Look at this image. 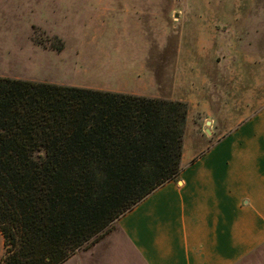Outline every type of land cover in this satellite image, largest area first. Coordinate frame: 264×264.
<instances>
[{
  "label": "trees",
  "instance_id": "trees-1",
  "mask_svg": "<svg viewBox=\"0 0 264 264\" xmlns=\"http://www.w3.org/2000/svg\"><path fill=\"white\" fill-rule=\"evenodd\" d=\"M183 100L0 76V264H63L179 180Z\"/></svg>",
  "mask_w": 264,
  "mask_h": 264
},
{
  "label": "rangeland",
  "instance_id": "rangeland-1",
  "mask_svg": "<svg viewBox=\"0 0 264 264\" xmlns=\"http://www.w3.org/2000/svg\"><path fill=\"white\" fill-rule=\"evenodd\" d=\"M231 70L244 76L246 111L254 83L263 108L264 0H0V76L183 99L187 151L237 110ZM242 264H264V249Z\"/></svg>",
  "mask_w": 264,
  "mask_h": 264
},
{
  "label": "crops",
  "instance_id": "crops-1",
  "mask_svg": "<svg viewBox=\"0 0 264 264\" xmlns=\"http://www.w3.org/2000/svg\"><path fill=\"white\" fill-rule=\"evenodd\" d=\"M231 72L237 77L232 106L238 107L224 114L217 138L192 151L184 141L179 180L156 189L100 241L63 264H106L108 259L117 264L133 254L137 264H242L264 249V107L254 83L247 101L257 109L246 111L244 76ZM142 91L140 96L161 98L149 89ZM114 92L137 95L126 89ZM205 95L202 104L213 117L214 99ZM3 254L0 232V258Z\"/></svg>",
  "mask_w": 264,
  "mask_h": 264
},
{
  "label": "water",
  "instance_id": "water-1",
  "mask_svg": "<svg viewBox=\"0 0 264 264\" xmlns=\"http://www.w3.org/2000/svg\"><path fill=\"white\" fill-rule=\"evenodd\" d=\"M208 123H210V122H208ZM208 131H209V129H208Z\"/></svg>",
  "mask_w": 264,
  "mask_h": 264
}]
</instances>
